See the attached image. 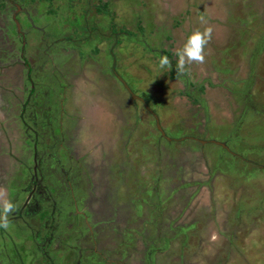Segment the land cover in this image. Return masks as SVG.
I'll return each mask as SVG.
<instances>
[{
  "label": "rangeland",
  "instance_id": "rangeland-1",
  "mask_svg": "<svg viewBox=\"0 0 264 264\" xmlns=\"http://www.w3.org/2000/svg\"><path fill=\"white\" fill-rule=\"evenodd\" d=\"M3 3L11 5V12L14 4L31 12L35 26L21 49L31 62L56 43L59 49L51 61L58 65L60 82L66 57L72 62L114 59L122 78L118 69L142 59L143 76L155 80L163 88L157 93L176 106V120L166 137L186 138L158 140L159 131L145 129L147 123L125 128L124 108L131 109L126 114L132 122L135 117L137 122L149 119L121 91L114 72L106 80V70L96 63L79 85L73 81L78 105H92V113L86 112L80 124L84 133L79 137L85 140L75 153L85 152L86 165L95 171V195L89 202L103 217L97 227L91 224L99 234L98 247L108 252L106 258L112 264H264V0H0ZM207 26L213 31L205 62L186 66V74L178 78L176 50L192 31ZM159 51L160 57L170 59L171 70L159 69ZM51 57L38 65L44 67L40 75L54 68ZM138 67L133 65L130 81L134 92H140ZM113 99L115 121L108 106L114 105ZM3 146L0 183L7 182L19 202L25 183L5 155L6 142ZM86 177L84 184L90 187ZM58 219V230L73 238L62 215ZM11 233L23 236L17 226Z\"/></svg>",
  "mask_w": 264,
  "mask_h": 264
},
{
  "label": "flooded vegetation",
  "instance_id": "flooded-vegetation-1",
  "mask_svg": "<svg viewBox=\"0 0 264 264\" xmlns=\"http://www.w3.org/2000/svg\"><path fill=\"white\" fill-rule=\"evenodd\" d=\"M14 6L11 12L8 8L11 5L4 6V3L0 5V21H4L0 23V100L3 101L0 102V144L4 147L3 142H6L8 151L5 155L11 158V162L20 170L21 179L25 183L20 189L25 194L17 202L6 188L8 183L4 182L5 186L0 183V192L5 193L14 204L18 203L15 211L9 216V228L7 230L0 228V264H62L61 262L102 264L101 262L109 261L106 258L108 252L98 247L99 234L96 232L97 228L96 230L94 228L99 224L97 220L103 216H100L89 202L90 197L93 199L95 195V190L91 189L96 186L93 180L95 171L93 166L86 165L88 159L85 152L75 153L78 152L77 146L85 140L84 135L79 137L81 131L82 134L84 133L80 124L87 117L86 112L88 115L92 113V105L88 108L78 105L79 99L75 97V89L76 85L80 84V78H86L88 71L94 68L96 63L106 70L103 73L105 79L106 77L111 79L113 76L111 72L117 73L113 64L115 60L111 59L110 63V59L104 58L101 63L98 59L95 62L94 59L89 61L84 57L72 62L67 57L63 58L61 64L64 74L62 73L61 78L64 80L60 82L59 76L55 74L58 65L51 61L52 52L59 49L56 43H53V47L48 46L46 50L43 48V56H32L33 62L30 61L31 57L22 52L21 49L26 48L28 36L31 35L30 31L33 32L34 28L32 30L31 28L35 23H31L33 22L31 12L25 6L21 7L18 4ZM15 19L20 24V30L17 29ZM39 40L43 41L42 38ZM16 49L18 55L15 53ZM149 50L153 51L154 48ZM159 54L160 51L158 53L160 58ZM48 56L51 57L50 61L55 69L53 68L54 71L51 72L53 70L51 68L47 76L40 75L39 71L44 67L41 66L39 69L38 65L46 62ZM141 60H137V63L132 60L126 62L125 67L122 65L125 74L123 68L118 71L131 88V76L132 74L135 76L133 65L139 64L141 70L138 67L137 73L141 71V76L137 74L140 80L136 82H139L136 89L140 92H134L132 88L131 90L144 99L156 113L166 135V129L176 120V106L173 108L168 104L169 97L157 93L163 88L157 86L155 80L152 83L147 76H143L145 72L142 73V70L146 68ZM44 75L47 77L45 82ZM177 77L179 78V75ZM11 78H15V82H12ZM113 78L120 83L121 91L130 96L116 75ZM130 99L136 102V108L144 110L149 122H137L136 117L132 122V116L126 114L131 109L124 108V112L127 110L124 114L125 128L132 129L135 128L136 123L142 126L147 123L145 129L153 126V132L158 130L154 116L144 104L131 96ZM112 102H115L114 105L108 106L113 111L115 121L117 101L113 99ZM155 109H158V114ZM177 124L180 127L181 124L179 122ZM185 128L182 127V133ZM159 135L161 138L158 140H168L160 132ZM170 141L177 140L170 139ZM77 142L78 145L75 144ZM83 175L87 176L90 187L84 184ZM62 192L64 195L59 197ZM60 215L62 221H66V230L73 232V238H68L60 228L58 230ZM91 221L96 222L95 227L92 226ZM16 226L23 232L22 237L12 235L11 232ZM58 254L62 258L66 257L59 258ZM107 264L112 263L109 261Z\"/></svg>",
  "mask_w": 264,
  "mask_h": 264
},
{
  "label": "clouds",
  "instance_id": "clouds-1",
  "mask_svg": "<svg viewBox=\"0 0 264 264\" xmlns=\"http://www.w3.org/2000/svg\"><path fill=\"white\" fill-rule=\"evenodd\" d=\"M204 23V17H200ZM212 27L207 26L192 31L183 45L175 52L177 57L175 71L178 75L186 74V66L191 64H203L205 62V47L212 39ZM159 69H172V63L168 56H161L158 61ZM16 205L7 198L5 193L0 192V228L7 230L10 226V214L15 211Z\"/></svg>",
  "mask_w": 264,
  "mask_h": 264
},
{
  "label": "water",
  "instance_id": "water-1",
  "mask_svg": "<svg viewBox=\"0 0 264 264\" xmlns=\"http://www.w3.org/2000/svg\"><path fill=\"white\" fill-rule=\"evenodd\" d=\"M15 22H16V26H17V29L20 30V24L18 23V21L15 19ZM116 77L118 78V80H120V82H122L124 88L126 89V91L130 94V96L134 99H139L143 104H144V107L150 112L152 113V115L154 116V119H155V124H156V128L159 130V132L161 133L162 136H165L166 139L170 140L171 138H168L166 137L165 135V132L164 130L162 129L161 127V124L159 123V119H158V116L156 115V113L148 106V104L144 101V99H142L141 97L137 96L132 90L131 88L128 86V84L124 81V79L118 74V73H115ZM185 137H180L178 139L182 140L184 139ZM189 138H193L194 137H189ZM177 139V140H178ZM199 142L201 143H205L206 140H198ZM211 142H214L220 146H223L225 147V144L222 143V142H216V141H213L211 140ZM226 148V147H225Z\"/></svg>",
  "mask_w": 264,
  "mask_h": 264
},
{
  "label": "trees",
  "instance_id": "trees-1",
  "mask_svg": "<svg viewBox=\"0 0 264 264\" xmlns=\"http://www.w3.org/2000/svg\"><path fill=\"white\" fill-rule=\"evenodd\" d=\"M11 23H13V22H11ZM158 136L160 137L159 133H158Z\"/></svg>",
  "mask_w": 264,
  "mask_h": 264
}]
</instances>
